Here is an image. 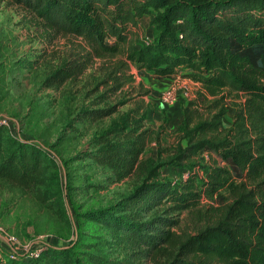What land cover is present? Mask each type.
Here are the masks:
<instances>
[{
	"label": "trees",
	"instance_id": "1",
	"mask_svg": "<svg viewBox=\"0 0 264 264\" xmlns=\"http://www.w3.org/2000/svg\"><path fill=\"white\" fill-rule=\"evenodd\" d=\"M11 1L26 6L57 34L83 43L82 52L48 76L49 86L82 75L97 57L120 54L131 28L150 17L156 34L130 49L128 61L160 79L181 68L198 72V96L182 105L179 141L164 162L145 160L146 132L117 120L109 133L121 131L123 140L107 138L95 158L119 178L144 168L147 180L134 200L167 204L192 216L194 224L193 230L178 232L172 227L178 220L157 216L153 222L126 223L129 238L138 247L147 246L148 256L164 253L168 261L163 264H264V0ZM114 76L108 78L120 88L124 82ZM228 99L236 109L230 121ZM117 110L113 105L87 113L99 119ZM3 131L0 126V178L30 188L40 180L42 148L5 139ZM201 152H215L221 162L204 165ZM163 166L188 169L190 175L176 183L158 180ZM202 169H208L205 176ZM161 222L163 228L156 224ZM74 249L49 246L31 264H85ZM9 263L0 259V264Z\"/></svg>",
	"mask_w": 264,
	"mask_h": 264
},
{
	"label": "rangeland",
	"instance_id": "2",
	"mask_svg": "<svg viewBox=\"0 0 264 264\" xmlns=\"http://www.w3.org/2000/svg\"><path fill=\"white\" fill-rule=\"evenodd\" d=\"M155 34L146 15L131 28L120 54L97 57L82 75L49 86L48 76L73 53L82 52L81 39L57 34L22 4L0 0L2 137L42 148L37 184L26 188L0 178V225L17 237L20 248L44 249L43 241L48 239L49 246H74L85 264H163L168 261L164 253L148 256L147 246L132 244L125 224L153 222L160 216L178 220L172 226L175 231L193 230L192 216L172 211L167 204L149 206L134 200L136 190L147 180L144 168L119 178L114 169L95 158L107 138L123 140L121 131L109 133L116 120L127 121L129 129L137 126L138 133L146 132L145 160L164 162L175 152L184 119L182 105L198 96L201 83L195 76L201 74L181 68L173 77L160 79L128 61L127 52ZM119 64L123 68L117 70ZM110 74L124 82L120 88L115 79L108 78ZM178 80L189 82L190 98L164 104L162 92ZM113 105L118 110L110 116L94 119L87 113ZM227 110L230 121L236 113L230 100ZM200 158L204 165L221 162L215 152H201ZM186 171L163 166L156 178L182 182ZM207 172L202 169L200 174ZM156 224L164 227L162 222ZM0 238L6 242L3 233ZM25 249L18 260L7 262L31 264Z\"/></svg>",
	"mask_w": 264,
	"mask_h": 264
},
{
	"label": "built area",
	"instance_id": "3",
	"mask_svg": "<svg viewBox=\"0 0 264 264\" xmlns=\"http://www.w3.org/2000/svg\"><path fill=\"white\" fill-rule=\"evenodd\" d=\"M151 40H152L151 36H148L146 38V42H150ZM190 95H191V89L189 82L186 80H178L177 82L173 83L171 86H169L162 92L161 99L164 104H177L180 103L182 99L190 98ZM189 175L190 172L186 171L184 174V178L187 179ZM0 233L4 234V238L6 240L5 242L0 238V259H3L4 261H8V260L16 261L20 258V256L24 255L23 249L25 248H20L19 246L16 245L17 237L14 234L5 230L1 225H0ZM43 243H44L43 244L44 249L49 247L50 245L48 239H45ZM8 244H10L11 247L8 246ZM42 250H43L42 247H39L36 249H32L31 251L26 250L27 253L26 252L25 253L30 259H32V258H37L42 252ZM3 251H7V253L4 254Z\"/></svg>",
	"mask_w": 264,
	"mask_h": 264
}]
</instances>
